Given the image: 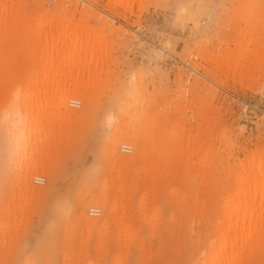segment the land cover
Listing matches in <instances>:
<instances>
[{
    "label": "rangeland",
    "instance_id": "374dc122",
    "mask_svg": "<svg viewBox=\"0 0 264 264\" xmlns=\"http://www.w3.org/2000/svg\"><path fill=\"white\" fill-rule=\"evenodd\" d=\"M58 1L49 0L53 4L48 9ZM73 1L80 6L77 18L86 5L106 19L113 37L110 61L116 60L110 67L113 73L110 79L109 73L101 76V82H91L80 96H68L71 103L61 108V123L50 126L53 134L36 136L41 142L34 146L32 170H26L30 157L23 153V145L12 140V128L0 115V264H127V260L129 264H196L197 257L212 250V230L220 220L227 221L226 210L249 209V204L237 205L241 185L235 163L253 149L264 148V76L252 88L232 79L224 83L222 72L196 54L205 49L199 44L206 41V34H216L203 43L214 54L221 51L218 45L234 36L260 35L264 0H203L201 8L195 7L200 12L197 31L192 22L180 21L176 15L187 0H143L141 10L136 1L133 12H126L115 0ZM100 19L91 18L90 25L103 28ZM38 60L31 55L12 60L17 71L6 83V97L30 80V65ZM142 68L150 76L147 100L132 104V115L124 116L123 134L117 140L108 114L117 113L120 80ZM195 81L201 90L195 88L188 103L197 100L210 106L214 135L220 124L227 128L229 140H212L222 156L212 154L204 167L199 165V152L190 150L188 138L196 133L198 120L187 103L183 119L193 125L191 133L176 132L174 124L180 117L176 112L166 128H154L144 116L152 103L157 107L161 91L168 89L165 102L173 103ZM63 98L58 96L56 103ZM14 105L3 104L4 112ZM162 106L155 110L163 111ZM170 111H175L172 104ZM43 124L51 133L45 119ZM136 240L140 248L135 247ZM38 245L45 250H38ZM232 252L233 264H264V214L259 229L239 237Z\"/></svg>",
    "mask_w": 264,
    "mask_h": 264
},
{
    "label": "bare ground",
    "instance_id": "6f19581e",
    "mask_svg": "<svg viewBox=\"0 0 264 264\" xmlns=\"http://www.w3.org/2000/svg\"><path fill=\"white\" fill-rule=\"evenodd\" d=\"M136 1L138 5L140 4L139 9L141 10L143 8V0H115V4L122 7L126 12H133V5ZM67 2L66 0H59L51 9H48L49 7L47 6H50V3L53 4L49 0H0V115L1 119L12 128V140L23 145V153L28 155V158L30 157L31 163L26 167L27 171L32 170L34 163L32 157L37 151L34 146L41 142V139L36 138V136H41L42 134L50 136L53 134L50 126L54 128L56 121L61 123V108H66L71 103L68 96L70 94H79L80 96L81 92L85 91L91 82H101L103 74L108 75L110 73L108 76L110 79L113 73L110 67L116 61L115 59L110 61L113 53V37L112 34L111 37L109 35L106 19L104 17L100 19V15L97 12L94 13L86 5L82 6L81 17L77 18L79 3L73 0H68ZM203 5V0H189V3L187 0L186 4L184 2L176 9L177 18L180 21L192 22L194 30L197 31L199 29L197 22L200 12L195 11V7L201 8ZM91 18H97V20L99 18L105 22L103 28H101L102 30L98 29L97 25H90L89 20ZM235 29H239V32L244 31L242 28L235 27ZM259 34H262L261 37L251 32L248 39H237L234 36L232 41L222 44L225 46L224 50H222L223 46L221 44L218 45V47L221 46L219 54H217V51L214 54L215 52H210V50V53H208L205 45L207 43L206 38L216 37V34H206V37H204L206 41L203 42L205 44H199L200 47L204 45L205 49H198L199 52L197 53L196 51V56L206 61L212 68L220 70L224 76V78H220L222 82L227 83L228 80L232 79L234 82L239 81L240 84L247 88H252L264 76V26ZM230 44L235 45L236 48H230ZM196 46L198 47V45ZM30 55L39 56V60L35 64L32 63L30 65L32 72L30 80L23 87L16 88V93L6 97V89L8 87L6 83L12 81L17 71L12 60L14 58L28 59ZM35 68L38 69L35 70ZM189 69L192 74L196 76L200 74V77H204L200 72L192 68ZM182 73L180 72V77L183 76L184 73ZM147 74L144 68L135 69L129 75L125 74V78L120 80L121 87L118 89V93L122 97L118 98V101H121L118 102L117 113L112 110L107 118L115 129L112 136L117 140L123 134L124 116L131 114L135 107L132 104L134 102L136 104L138 101L140 103V100L143 99L147 100L144 95L148 86L146 85V80L148 79L147 77H150ZM152 80L153 78H151ZM195 88L201 90L199 82L190 83L189 88L181 91L176 98L177 101L175 102L174 100L173 103L165 102L167 97L164 93L168 89L161 91L157 107H160L163 103V111H156L155 109L158 110V108H155L156 104L152 105L154 104L152 103L144 111V116L146 119L151 120L154 128L162 126L166 128L176 112L180 117L176 119L174 127H176V132L182 131V135L185 131L191 133V126H193L188 125L190 123L187 124L183 119L187 116L185 109L194 110L198 120L195 128L196 133H193L188 140L191 145L190 150L199 152V165L204 167L206 161L213 156L212 154L215 153L218 158L222 156L223 151L213 146L212 140H219V143L228 142L229 140L226 139L227 128H223L224 126L222 127L220 124L217 126V128L219 127L218 134L214 135L215 126L212 124V120L209 119V114L212 110L209 108L210 106L197 100L188 103L191 101L188 96L194 94ZM158 94L157 92L155 96ZM61 95H65V98L56 103V98ZM148 100H151L150 96ZM8 101L16 105L6 107L4 112L3 104ZM75 103L79 105L77 101ZM184 103H187L186 108ZM171 104L175 110L173 112L170 111ZM165 117L167 120L164 121ZM44 119L51 133L44 128ZM215 136L217 137L215 138ZM199 137H201L200 140ZM260 147L256 148L257 150L255 149V151L253 149L252 152H249L246 159L235 163L237 184L241 185L240 198L237 201V205L249 204V209L244 211H238L233 208L226 210L227 221L224 220L223 222V220H220L218 225L212 230V236L209 240L212 250L197 257L196 264H233L234 254L232 251L237 247L238 238H243L259 229L260 220L264 214V148ZM20 148L18 149L22 151ZM58 228L60 227L58 226ZM55 230L51 229V231ZM48 232L46 233L47 235L51 233ZM55 232L52 233L56 234ZM237 232L240 233L238 234ZM54 237L56 238V236H51L52 239ZM49 240L51 241L50 238ZM43 241L42 243H45ZM50 241H48L49 245ZM218 244H221V248H217ZM134 245L136 248H140L139 240H136ZM42 246L45 245L42 244ZM37 247H40V245ZM127 247L130 246L128 245ZM37 249L45 250L42 247ZM222 250H224L223 253ZM109 260L111 261V259ZM119 261L120 257L118 256ZM127 264H129V260H127Z\"/></svg>",
    "mask_w": 264,
    "mask_h": 264
},
{
    "label": "built area",
    "instance_id": "2783aa9c",
    "mask_svg": "<svg viewBox=\"0 0 264 264\" xmlns=\"http://www.w3.org/2000/svg\"><path fill=\"white\" fill-rule=\"evenodd\" d=\"M73 104V103H72ZM121 149L123 150V151H126V152H130V147L129 146H125V145H122V147H121ZM43 182V181H42ZM93 214H97L95 211H94V213Z\"/></svg>",
    "mask_w": 264,
    "mask_h": 264
}]
</instances>
